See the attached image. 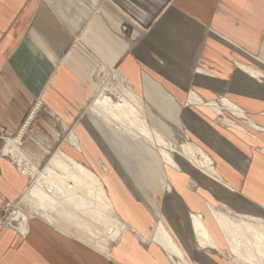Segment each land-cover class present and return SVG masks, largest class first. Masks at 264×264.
Instances as JSON below:
<instances>
[{
	"label": "crops",
	"instance_id": "obj_1",
	"mask_svg": "<svg viewBox=\"0 0 264 264\" xmlns=\"http://www.w3.org/2000/svg\"><path fill=\"white\" fill-rule=\"evenodd\" d=\"M199 58L207 69L195 70L206 77L191 82ZM103 67L120 73L147 121L172 145L180 139L171 162L156 145L120 130L92 108L97 82L108 75ZM258 73L264 81V0H0V131L16 133L41 98L28 119L36 113L40 119L56 116L78 144L64 137L51 150H29L18 137L19 149L39 153L32 159L38 166L61 149L99 174L113 211L128 225L103 249L27 211L22 228L0 223V264H181L153 239L159 223L187 264H238L212 235L222 232L228 241L214 201L249 214L231 216L235 222L264 218V89L252 76ZM221 89L224 94L215 96ZM221 108L243 112L235 115L248 119L249 129L238 122L217 126L213 112ZM183 139L209 160L211 170L190 159ZM7 153L13 163L0 156V207L33 182L18 169L28 162ZM198 224L212 244L200 237ZM228 243L240 264L247 260ZM253 262L264 264L259 257Z\"/></svg>",
	"mask_w": 264,
	"mask_h": 264
},
{
	"label": "bare ground",
	"instance_id": "obj_2",
	"mask_svg": "<svg viewBox=\"0 0 264 264\" xmlns=\"http://www.w3.org/2000/svg\"><path fill=\"white\" fill-rule=\"evenodd\" d=\"M102 69L108 75L101 82L99 81L100 83L97 82L98 91L92 99V108L120 130L132 134V136L140 138L143 136L149 140L157 146L164 160L171 162L173 145L147 121L137 97L126 87L120 73L104 67ZM226 104L234 106L227 100ZM215 107L217 108V106ZM65 139L75 146L78 144L77 137L72 130L67 132ZM17 140L18 137L7 139L4 151L11 152V155L19 162L23 159L28 162L27 166L19 163L18 167L19 171L29 173L33 181L29 187L25 188L22 199L33 202L31 208L39 209L44 218L63 231L90 245L107 249L111 241L128 225L113 211L101 181L103 178L100 179L99 174L91 171L61 149L54 150L50 157H47L46 163L43 166H38L32 161L30 153L28 155L19 149ZM183 141H185L190 159L211 170L209 160L202 158L191 142L185 139ZM45 195L50 197L47 204L57 203L56 212L51 211L49 206L37 202L34 198ZM61 200L66 202L63 203ZM69 204L72 207L68 206ZM214 212L220 217L218 220L235 253L241 258L247 259L242 264H255L253 262L255 257L264 261L263 223L251 222L248 219H242V223H238L231 219L230 214L227 215L216 210ZM23 215L24 218L27 216L24 213ZM198 226L200 237L205 240V243L212 244L213 241L209 233L199 224ZM245 230L250 236L245 234ZM153 239L163 245L175 260L181 264H187L177 241L160 223L153 234ZM246 242H251L253 245L250 246ZM241 247L246 249V254L242 253ZM253 249L257 251L258 255L254 254Z\"/></svg>",
	"mask_w": 264,
	"mask_h": 264
},
{
	"label": "rangeland",
	"instance_id": "obj_3",
	"mask_svg": "<svg viewBox=\"0 0 264 264\" xmlns=\"http://www.w3.org/2000/svg\"><path fill=\"white\" fill-rule=\"evenodd\" d=\"M45 2H46V0H35L36 4H43ZM123 28H124L125 35L129 37V34H127L128 33L127 25L123 26ZM131 42H133V41H131ZM231 60H232L233 63H235V65H237V62L234 61V60H236L235 58H231ZM197 68H200V70L201 69H207L205 64L203 62H201L200 58L195 63L194 70L190 73V81L191 82H193V81L197 82L198 80H202L204 77H206L205 75H202L201 73H197L196 70H195ZM100 70L103 71V69H100ZM245 70H243V74L244 73L251 74L250 72L245 71ZM258 74L259 75L256 74V75H252V76L254 77V81L256 83L259 84L260 82H262V83H260V84H262L261 89H264V84H263L264 81H263V76H262L263 73L262 74L258 73ZM246 79L248 80V78H246ZM190 87H191V84L189 85V87L187 89H189ZM187 89H185V90L183 89L184 92H186ZM262 91H264V90H262ZM224 92H225V90L221 89V90H219L218 94H216L215 96L224 94ZM40 99L41 98H37V100L34 102V104L30 107V110H28L26 116L24 117V120L19 125V128L17 129L16 133H14L13 135L9 136V135H7L5 133V131H3V132L0 131V156L5 157L8 160H10V154L5 152L4 149H3V145H4V143L6 144L5 140L7 139V137H21L22 144H29V150L30 149H35V150H39L40 149L41 150V147H43V146H46V147L50 146L51 147L50 150H51L53 147L58 146L61 143L62 138L64 139V137L67 135V130L68 129H67V126L65 125V122L62 121L61 119H59L56 116L55 117L52 116V115L48 116L46 114L43 119H40V117H42V114L41 113H39V114L36 113L35 116L33 115L30 120L28 119V118H30L31 111L33 110V108L35 106L39 107V106L42 105V104L40 105ZM82 106L79 109V111L83 109ZM193 108H200V107L194 105ZM41 109H42V113H43L44 111H46L47 108H46V106H43ZM221 109H222V111H220L219 113L213 112V117L215 119V122H216L217 126H218V123H220L221 125H223L226 128H232L233 124L241 123L239 125H242L244 129H249V125H247L245 123V121H247L248 119L243 118V120L241 122L239 120V118L235 115V114H237V115H241L242 116L243 113H240V111L232 109L233 112H235V114H233L232 112L229 111V109H223V108H221ZM78 112H77V114H78ZM224 117H226L228 121H230V119H232V120L230 122H228V121L224 120ZM34 119H37V120L35 121ZM50 120H52V121H50ZM115 122L117 124H120L118 121H115ZM250 123H252V122L250 121ZM68 124H71V123L68 122ZM258 124L261 126V124L259 122H258ZM253 125L258 127L259 129L261 128L260 126H258L256 124H253ZM114 126H116V125H114ZM254 132H257V135L262 134L260 130L254 131ZM130 135H132V134H130ZM141 138L144 139V140H147L143 136H141ZM147 141H149V140H147ZM174 144H173L174 148L180 149V144L181 143H180V139L179 138L176 139ZM183 150H184V148H183V144H182V151ZM184 153H185V151H184ZM30 155H31L33 160H35V159L37 160V159H39L38 155H40V154L38 153V154H30ZM42 161L43 160H41V162ZM11 162L13 163V161H11ZM18 163H19V161H18ZM30 182H31V179L29 180V178H27V183L25 184V186L27 184H29ZM193 186H194V188L197 187L196 184H193ZM23 194L24 193L22 192V194L14 201L3 200V203H2V205L0 207V223L1 224L5 225L7 227L13 226L14 228L15 227L22 228V227H24V225H21L22 222H23V218H24L23 213L27 215V213L30 212L32 214L41 215V213L39 212V209L38 210H36V209L34 210L33 208H31V205L33 204V202H28V200H23L22 199ZM34 198L37 200V202L43 203V204L49 206V209L51 211H53V212L57 211V203L56 202L49 203V204L46 203L47 201H50V197L48 195L41 196L39 198H37V197H34ZM61 201L63 203L66 202L65 200H61ZM214 202H215L214 205H215V207H217L216 208L217 210L223 211L226 214H230L232 217L237 218V217H239L240 214H242L244 216H247V217L249 216V214H247L245 212L235 211L229 202L223 203V201H217V200L214 201ZM68 206L72 207L71 205H68ZM227 209H229V210H227ZM242 209H244V208H242ZM257 212L259 214H263V213H261V211H257ZM243 213H245V214H243ZM25 219H26V217H25ZM120 219L123 220L122 218H120ZM210 219H211V222L213 224L212 228L217 229V227L214 225L215 223H213L214 217H210ZM250 220L253 221V222H264V218L259 217V216H255V217H253V219H250ZM214 234L216 236L215 238H216L217 242L219 240L220 242H222V244L226 245V247H227L226 251H228V253L231 254V257H234L236 262L238 264H240V262H241L240 259L237 258L234 253H232V251H231V249L229 247V243H228V241L225 240L223 233L217 231V232H213L212 235L214 236ZM20 236L25 237V234L21 233ZM195 243H196V245L201 246V247L207 246V244H203L202 245L198 241H195ZM208 247H210V246H208ZM212 248H215L216 250H219L216 247H212ZM223 251H225V250H221L220 252H223ZM233 264H235V263H233Z\"/></svg>",
	"mask_w": 264,
	"mask_h": 264
}]
</instances>
